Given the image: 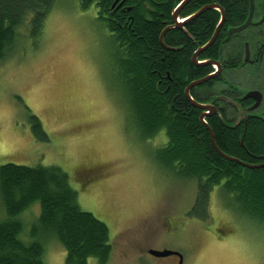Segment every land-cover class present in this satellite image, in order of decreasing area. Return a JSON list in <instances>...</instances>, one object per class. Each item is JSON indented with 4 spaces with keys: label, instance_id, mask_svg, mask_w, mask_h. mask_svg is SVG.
Listing matches in <instances>:
<instances>
[{
    "label": "rangeland",
    "instance_id": "rangeland-1",
    "mask_svg": "<svg viewBox=\"0 0 264 264\" xmlns=\"http://www.w3.org/2000/svg\"><path fill=\"white\" fill-rule=\"evenodd\" d=\"M29 25L26 20L19 27L15 48L0 61V165L65 170L81 208L110 228L107 264H180L176 254L156 257L151 250L179 252L183 264H264V226L241 214L230 197L221 199L219 187L211 194L208 219L189 216L197 181L158 163L156 152L168 142L165 130L142 140L130 122L113 86L115 39L97 6L83 10L80 0H55L39 39ZM231 71L240 73L235 81L242 92L262 86L249 79V69ZM259 71L263 75L264 68ZM243 111L232 117L239 120ZM30 112L48 140L33 133ZM85 169L97 172L84 175ZM40 212L35 202L21 213L29 232ZM6 217L0 196V221ZM21 238L30 239L25 233ZM45 248L47 264H66L59 240ZM90 263L100 264L94 258Z\"/></svg>",
    "mask_w": 264,
    "mask_h": 264
},
{
    "label": "trees",
    "instance_id": "trees-1",
    "mask_svg": "<svg viewBox=\"0 0 264 264\" xmlns=\"http://www.w3.org/2000/svg\"><path fill=\"white\" fill-rule=\"evenodd\" d=\"M181 1L128 0L115 10L116 0H80V6L83 10L97 6L100 19L114 36L118 83L113 86L122 93L141 139L155 138L165 130L168 142L156 152L158 163L178 178L197 181L189 216L208 219L211 194L219 187L221 199L230 197L241 214L264 226V166L250 168L229 160L212 141L213 134L224 154L243 163L264 164V119L249 116L234 126L225 114H216L205 118L207 124L202 122L203 110L189 101L185 90L196 77L213 69H196L191 56L213 37L220 12L208 10L177 27L173 13ZM54 2L0 0V61L15 48L19 27L26 20L31 36L41 37ZM212 2L226 9L223 30L246 19L247 0H191L180 14L186 17ZM224 37L220 34L202 56L218 57ZM29 118L37 139L48 140L40 120L33 113ZM0 196L7 215L0 221V264H47L45 244L51 239L64 246L66 264H91V258L108 263L113 249L109 226L81 208L78 191L59 166L0 165ZM35 202L40 203L41 212L29 232L20 215ZM24 233L29 241L21 238Z\"/></svg>",
    "mask_w": 264,
    "mask_h": 264
},
{
    "label": "flooded vegetation",
    "instance_id": "flooded-vegetation-1",
    "mask_svg": "<svg viewBox=\"0 0 264 264\" xmlns=\"http://www.w3.org/2000/svg\"><path fill=\"white\" fill-rule=\"evenodd\" d=\"M127 1L128 0H116V2L113 5V8H115V10H119L120 8L124 7ZM184 1L185 0H182L178 4L177 8ZM190 1L191 0H189L182 7V9H184V7ZM247 3H248L247 6L248 12L246 14V19L244 20L243 23L239 25H230L224 30L221 27L217 35V38L220 36V34L224 35L225 37H224V43L220 44L218 57L202 56L204 53H206V51L212 44L206 49L200 51L196 58H195V53L198 50H200L204 45H200L199 47L196 48V51L192 53L191 61L196 69L198 67H207V66H211L213 69L210 73H206L204 76L201 77L198 76L188 84L189 86L194 81L203 79L204 77H207L212 74H216L214 77L207 80L206 82L194 86L190 90V95L194 100L202 104L212 105L216 107L217 110L216 112L210 110H204L200 108L201 110H203V112L206 111L207 112L210 111V113L213 112L212 115L206 117H210L216 114L222 116L223 114H225L226 120L232 121L234 123V126L239 125L241 122L245 121L249 116L264 119V116L262 114H258L259 111L263 113L262 109H264V106L262 107L264 103V73L263 75H261V72L259 71L260 69L264 68V0H247ZM214 5L217 6L212 7ZM208 10H217L218 12H220L219 23L224 14V22L222 24V26H224L226 21V9L218 2L205 4L201 6L200 9H198L197 11L186 17H182L180 11L178 15V21L183 22V24L181 25L182 27ZM200 11L202 12L199 13ZM195 14L197 15L194 16ZM98 16L100 19L101 14L99 9H98ZM250 16H251L250 24L243 30L232 33L230 38L227 40L230 29L233 27H238L243 25L249 20ZM173 21H174V15H173ZM237 56H240V58H236ZM237 62H239V64H237ZM218 64L220 65V68ZM232 64H234V66ZM247 69H249V71L247 72L248 75L249 73H251L249 75V79H251L252 81L254 80L255 81L254 83H256V85H262V86L256 89L252 88L250 90H247L246 92L245 91L242 92L240 91L239 87L237 86L238 84L235 81V77L240 73L234 74L232 73L231 70H238L239 72H242V71H246ZM192 90L194 91V94L196 96H194ZM250 92H258V94H256V98L258 100H256L255 98L245 99L244 97ZM185 95H186V90H185ZM226 103L227 106H224ZM255 104L256 106L252 108ZM238 109L239 110L242 109L244 111L241 114L242 116H240V119L236 121L235 117L232 116L234 113L235 114L238 113ZM84 172L87 173L84 175L89 174L90 176L96 174L97 170L85 169ZM176 257L178 263L183 264V256L176 254Z\"/></svg>",
    "mask_w": 264,
    "mask_h": 264
},
{
    "label": "water",
    "instance_id": "water-1",
    "mask_svg": "<svg viewBox=\"0 0 264 264\" xmlns=\"http://www.w3.org/2000/svg\"><path fill=\"white\" fill-rule=\"evenodd\" d=\"M188 1H189V0H185V1H184V2H183L178 8L175 9V11H174V13H173V15H174V21H175V24H176L177 27H181V25L183 24V22L178 21V15H179V13H180L182 7H183ZM216 6H217V5H214V6H212V7H216ZM201 12H202V11H200L199 13H201ZM196 15H197V14H195L194 16H196ZM250 21H251V16L249 17V20H248L246 23H244L243 25L238 26V27H233V28H231L230 31H229V36H228L227 40L230 38V36H231L232 33L236 32V31H241V30H243L244 28H246V27L250 24ZM223 22H224V14H223V16H222V18H221L220 23L217 25V28H216V31H215L214 36L212 37V39H211L206 45H204L200 50H198V51L195 53V58L197 57V55H198V53H199L200 51L206 49L207 47H209L211 44L214 43V41L216 40L217 35H218V33H219V31H220V29H221V27H222ZM161 40H163V35L161 36ZM218 66H219V68H220V65H219V64H218ZM215 75H216V74H212V75H209V76H207V77H204L203 79H200V80L194 81L193 83H191V85H189V86L187 87V89H186V96L188 97V99H189V100H190V101H191L196 107H199V108L204 109V110L214 111V112L217 111L215 106L202 104V103H200V102L194 100V99L192 98V96L190 95V90H191L194 86H196V85H198V84H201V83H203V82H206L207 80L211 79V78L214 77ZM256 94H258V92H250V93H248L244 98H245V99H246V98H255L256 100H258V99L256 98ZM257 104H258V103H257ZM255 106H256V104H255L252 108H254ZM210 111H208V112H207V111H206V112H203V113L201 114V116H200V119H201L202 122H204L205 124H207V122H206V120H205V117L213 114V112L210 113ZM211 133H212V132H211ZM212 141H213L214 147L217 149V151H218L222 156H224L225 158H227V159H229V160L236 161V162L241 163V164H243L244 166H246V167H250V168L263 167V166H264V164H261V165H251V164L243 163V162H241L240 160H238L237 158L230 157V156L224 154V153L220 150V148H218V146H217V144H216V142H215V139H214V135H213V134H212ZM151 254L154 255V256H156V257H166V256H170V255H175V254L180 255L179 252L172 251V250H151Z\"/></svg>",
    "mask_w": 264,
    "mask_h": 264
}]
</instances>
